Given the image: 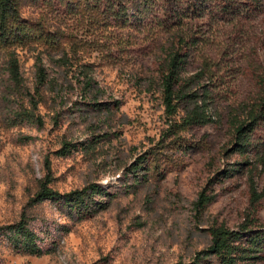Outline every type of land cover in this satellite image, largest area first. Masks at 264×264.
<instances>
[{"label": "rangeland", "instance_id": "374dc122", "mask_svg": "<svg viewBox=\"0 0 264 264\" xmlns=\"http://www.w3.org/2000/svg\"><path fill=\"white\" fill-rule=\"evenodd\" d=\"M20 12L45 36L0 50V226L25 215L54 249L35 257L0 240V264H190L211 228L264 230V0H23ZM174 49L188 54L185 78L202 74L216 123L168 137L187 108L166 114L162 72ZM11 52L22 92L6 70ZM38 63L50 83L37 97L43 125L13 127L14 112L32 109ZM251 111L263 117L241 154L234 124ZM67 143L76 149L60 154ZM142 156L151 170L137 184L129 169ZM231 169L241 171L225 178ZM44 182L117 197L80 220L35 202ZM202 192L216 200L199 212Z\"/></svg>", "mask_w": 264, "mask_h": 264}, {"label": "trees", "instance_id": "16d2710c", "mask_svg": "<svg viewBox=\"0 0 264 264\" xmlns=\"http://www.w3.org/2000/svg\"><path fill=\"white\" fill-rule=\"evenodd\" d=\"M21 1L23 0H0V50L25 45L31 41L43 39L45 36L44 32L21 17ZM187 59L188 54H183L181 49H174L168 54L163 65L162 89L166 114L173 119L177 116L178 108L181 105L184 104L187 107L186 114L181 117V120L172 122L168 137L177 135L178 131L188 128L205 127L216 123L209 110L210 93L207 91L200 93L203 88L201 86L202 74L190 78L183 76L188 63ZM37 68L36 96L28 94L32 109L22 106L21 110L14 112L10 118L13 127L26 123L43 125L42 119L36 115L40 100L37 97L41 96V88L50 83L46 69L39 63ZM6 70L13 87L22 92L24 80L16 52L9 53ZM87 86L91 88L92 82H87ZM261 117L263 116L251 111L248 121H237L234 124L238 136L236 146L241 154L247 152L250 146V136ZM73 149H76V145L67 143L60 154L68 155ZM239 166L242 165L239 164ZM150 170L149 158L146 156L140 157L129 169L136 178L137 184L142 180L146 181V177L142 178L139 174L142 171H147L144 175H148ZM228 171L225 178L231 177L233 173L241 170L231 169ZM263 196L258 195L256 199L259 200ZM116 197L117 194H112L98 184H91L83 190L61 194L44 182L36 195L35 202H53L61 209L66 210L72 217L85 220L106 210ZM215 200L216 196H209L207 192H202L195 206L199 212H204ZM209 231L210 246L198 253L190 264H258L263 259L261 254L264 252V230L252 231L246 226H242L238 230L218 227L211 228ZM0 240L5 241L15 252L23 255L40 257L50 254L54 249V247L46 249L42 246L43 238L30 226L25 215L16 223L0 226Z\"/></svg>", "mask_w": 264, "mask_h": 264}]
</instances>
